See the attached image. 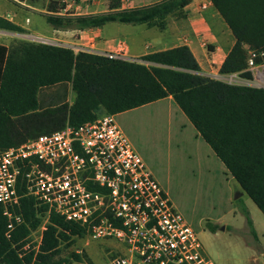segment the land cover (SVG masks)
I'll return each mask as SVG.
<instances>
[{
	"label": "trees",
	"instance_id": "16d2710c",
	"mask_svg": "<svg viewBox=\"0 0 264 264\" xmlns=\"http://www.w3.org/2000/svg\"><path fill=\"white\" fill-rule=\"evenodd\" d=\"M41 5L48 25L59 31H85L109 23L145 25L164 30L168 16L181 18L192 0H154L125 6L107 0L104 13H62L65 4L54 0H16ZM236 42L220 72L246 68L244 44L264 53V0H210ZM41 3V4H40ZM0 30L24 29L0 16ZM249 78V73H242ZM71 84L72 103L41 108L45 87ZM171 96L201 138L210 146L241 190L264 215V89L233 85L205 76L187 46L153 52L138 61L109 58L60 45L18 41L0 43V151L28 139L80 126L102 115H117ZM26 224L12 239L0 207V264H83L85 255L60 257L62 248L87 236V229L52 214L39 251L19 256L24 239L42 219L29 199L23 200ZM251 233L254 224L243 210ZM213 231L214 226L210 225Z\"/></svg>",
	"mask_w": 264,
	"mask_h": 264
},
{
	"label": "built area",
	"instance_id": "2783aa9c",
	"mask_svg": "<svg viewBox=\"0 0 264 264\" xmlns=\"http://www.w3.org/2000/svg\"><path fill=\"white\" fill-rule=\"evenodd\" d=\"M69 7L65 4L62 13ZM27 40L60 44L41 35H29ZM203 45L209 49V43ZM243 47L242 72L207 76L264 89V53L249 44ZM101 55L136 61L124 45ZM26 198L42 221L24 239L20 257L39 251L55 214L86 228V237L92 240L113 239L123 245L126 253L112 257L110 264H214L204 253L198 232L176 209L115 115L77 127L67 124L0 151V207L8 239L26 224Z\"/></svg>",
	"mask_w": 264,
	"mask_h": 264
},
{
	"label": "rangeland",
	"instance_id": "374dc122",
	"mask_svg": "<svg viewBox=\"0 0 264 264\" xmlns=\"http://www.w3.org/2000/svg\"><path fill=\"white\" fill-rule=\"evenodd\" d=\"M54 1L64 2L70 6L68 12L77 15L104 13L108 9L107 0ZM152 2L154 0H124L126 7ZM8 13L9 19L15 22L22 19L28 27L23 28L22 33L0 30L2 44L13 45L18 41H28L29 35H41L55 38L76 52L87 51L74 44L79 38L77 33H72L74 36H68V31L55 33L47 24L44 9L39 4L31 6L27 2L0 0V15ZM74 98L71 84L66 83L49 90L42 89L40 105L42 109L54 107L64 102L72 103ZM155 107L137 110L131 118L123 115L118 119L119 125L151 165L156 179L167 191L176 209L198 232L206 256L214 264H264V215L246 194L241 196L235 180L227 181L221 174L210 175L204 165V172L200 173L198 167L201 165H195L194 160L185 154L181 158L171 152L168 154V148L173 149L174 146V142L168 139L174 135V129L171 127L172 130H169L165 109L159 116L143 115L146 110ZM244 209L249 212L258 238L251 233ZM210 225L215 227L213 231ZM117 244L113 239L76 238L70 247L62 248L60 257L70 258L72 253H78L85 255L83 264H110L112 257L122 255L116 249Z\"/></svg>",
	"mask_w": 264,
	"mask_h": 264
},
{
	"label": "crops",
	"instance_id": "0c3cea01",
	"mask_svg": "<svg viewBox=\"0 0 264 264\" xmlns=\"http://www.w3.org/2000/svg\"><path fill=\"white\" fill-rule=\"evenodd\" d=\"M143 5L147 4H141L138 6ZM0 16L22 28L28 27L22 19L15 22L12 19L7 18L9 13ZM54 32L61 34L65 33V31L59 30H54ZM67 33L68 36H74L72 33H77L79 38L76 39L74 44L81 49L93 53L101 54L106 52H117L124 45L127 47L131 58L136 61L142 56L153 52L187 46L196 58L201 68V73L205 76L220 71L236 42L231 30L225 24L218 12H216L210 0H192V2L185 8L183 17L178 18L172 15L168 16L167 25L164 30H160L156 27L148 28L145 25L109 23L102 28L85 31L73 30L68 31ZM86 41L87 43H84ZM204 41L209 43V49L203 45ZM59 45L66 46L65 43L62 42H60ZM74 51L76 52V50ZM52 87L55 86L42 89L49 90ZM154 105L157 107L146 110L143 115L159 116L160 114H163L162 111L165 109V114L168 115L170 123L169 130H172L171 127L174 129V135H170L171 137L169 136L168 138L169 142H174V146L173 149L170 147L168 148V154L171 152L177 158H181L182 154H185L187 157L194 160L195 165H201L200 168L198 167L200 173L204 172V165L206 167L205 171L208 174H221L227 181L234 180L228 173L224 164L216 157L210 146L201 138L186 115L179 109V107H176L177 105L171 96L117 114L115 115V119L119 125L118 119L121 116L125 115L128 118H131L133 112ZM144 160L156 178L151 169V165L145 158ZM239 190L242 193L241 196H243L245 193L241 190L240 186ZM254 237L258 238L257 232ZM116 247V249L122 254L126 253L123 245L118 243Z\"/></svg>",
	"mask_w": 264,
	"mask_h": 264
}]
</instances>
